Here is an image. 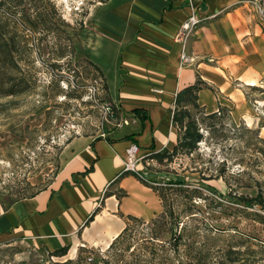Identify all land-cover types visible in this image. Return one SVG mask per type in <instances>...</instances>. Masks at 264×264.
<instances>
[{
    "label": "crops",
    "instance_id": "crops-1",
    "mask_svg": "<svg viewBox=\"0 0 264 264\" xmlns=\"http://www.w3.org/2000/svg\"><path fill=\"white\" fill-rule=\"evenodd\" d=\"M244 1L100 3L82 48L101 71L106 99L120 110L125 123L103 137L71 138L61 150L50 188L0 211V241L23 238L50 251L68 246L72 258L79 247L108 248L128 216L147 222L158 215L162 204L157 194L131 174L119 176L131 143L138 145L142 156L176 144L171 122L176 94L199 76L212 88L198 93V104L207 113L227 107L247 122L255 119L252 108L264 109V95L250 102L243 90H264V25ZM192 12L200 23L185 43L192 62L181 67L182 42L176 36ZM134 109L144 110L147 118L139 120ZM120 191L126 196L117 199ZM105 192L111 195L104 197ZM100 202V212L84 226Z\"/></svg>",
    "mask_w": 264,
    "mask_h": 264
},
{
    "label": "rangeland",
    "instance_id": "rangeland-1",
    "mask_svg": "<svg viewBox=\"0 0 264 264\" xmlns=\"http://www.w3.org/2000/svg\"><path fill=\"white\" fill-rule=\"evenodd\" d=\"M11 1V7L0 6V22L16 42L18 69L4 66L0 81L7 87L13 76L28 87L23 94L0 98V211L16 199L50 188L68 140L81 135L103 137L123 124L120 117H105L101 108L105 92L87 66L82 48L103 0ZM243 90L250 102L264 95L259 88ZM225 108L214 119L203 120L199 126L203 140L195 152L150 163L147 175L162 189L166 178L184 181V198L172 192L166 198L174 200L176 213L186 222L187 240L195 239L216 259L226 254L224 264H264V209L245 204L257 194L264 198V129H260L264 109L252 108L255 119L243 122ZM193 113L199 120L204 118ZM194 189L200 198L192 197ZM128 235L116 248L128 244L127 255L133 260L150 230L145 223H134ZM86 249L91 253L86 257L106 255L105 249ZM49 252L31 240L11 238L0 241V264L62 263L76 259L78 253L55 258ZM170 256L177 264V254Z\"/></svg>",
    "mask_w": 264,
    "mask_h": 264
},
{
    "label": "trees",
    "instance_id": "trees-1",
    "mask_svg": "<svg viewBox=\"0 0 264 264\" xmlns=\"http://www.w3.org/2000/svg\"><path fill=\"white\" fill-rule=\"evenodd\" d=\"M11 2V0H0V6L11 7ZM104 2H106V0L102 1V3ZM44 12H46V10H44ZM26 22L30 24V30L35 31V26L32 25L33 22L30 20ZM43 23L44 21H42V24ZM6 28L7 25L0 22V73L4 66H7L11 71L18 69V48L11 31H7ZM86 64L100 79L99 85H101L102 90L106 92L107 87L99 68L89 60ZM27 87L28 86L23 79L11 76L8 78L7 87H2L0 81V98L23 94L27 91ZM202 89L212 90L210 86L204 83L199 76H197L193 85L183 88L176 94L174 98V108L171 115L172 125L177 131L176 144L170 150L163 149L157 153H149L147 154L146 159L162 164L165 161L170 162L178 155H190L197 150L198 144L203 140V134L199 132V126L203 120H212L216 117V115H220L221 112L226 111L225 107L218 106L217 111L206 114L205 108L198 104V93ZM101 103H108L111 106L110 108L112 114L108 117L109 120L119 118L120 110L117 107L107 101V99ZM194 110L204 115V118L199 120L196 117V114L193 113ZM132 112L141 121L147 118L145 111L142 109H134ZM260 129H264V126H260ZM129 138L130 137L126 139ZM108 142L111 143L112 141L109 140ZM262 153H264V149H262ZM88 171L89 170H86V172ZM126 174L130 173H122L119 177L125 176ZM166 179L167 180L164 182L165 189H162L161 187L159 188L160 183H157L154 180L145 182L138 179L142 184L150 187L157 194L162 204V211L147 222L140 218L128 216L126 226L113 239L108 248L105 249L104 252L106 255L96 254L94 258L90 256L86 257L84 254L91 253L88 252L86 248L79 247L76 259H68L62 263L54 264H175L174 259L170 256V253L177 254V264H224L223 260L225 259L226 254L220 255L218 257L219 259H216V257L211 255L210 251H205L203 248L199 247L195 239L192 238L187 240L189 235L186 234V222L181 220L180 214L176 213L174 209V200L167 201L168 199L166 198V194L169 192L184 198L183 194L187 191L183 189L184 181L178 178ZM43 190L45 189L32 193L27 197L16 199L15 201L33 198ZM199 193L198 189H194L191 192L192 197L196 198H200ZM110 195V193L105 192L104 197ZM116 196L117 199H120L126 196V193L124 191H120V194H116ZM245 204H256L260 208L264 209V198L257 194L253 198L245 199ZM102 206L103 202H100L99 206L94 208L85 221L84 226H87L94 219L96 214L100 212ZM8 207H3V210H6ZM134 223H145L150 230V236L144 240L143 246L138 249L136 258L130 260V255H127L129 245L126 244L124 247H120L119 249L116 248V246L125 238V236V241L128 237H130L128 233ZM182 246V255H180L179 249ZM68 249V246H63L49 252V255L55 258H63L67 255ZM214 259L215 261H213Z\"/></svg>",
    "mask_w": 264,
    "mask_h": 264
},
{
    "label": "built area",
    "instance_id": "built-area-1",
    "mask_svg": "<svg viewBox=\"0 0 264 264\" xmlns=\"http://www.w3.org/2000/svg\"><path fill=\"white\" fill-rule=\"evenodd\" d=\"M252 7L253 14L260 25H264V0H246L244 1ZM200 23V19L192 12L182 24L180 31L178 32L176 38L182 42V49L179 55V64L181 67L191 64L192 59L186 54L185 43L190 38L195 27ZM95 91V88L92 87ZM156 93L161 91L155 90ZM110 104L102 103L101 108L104 110V115L106 118L111 116ZM125 123V121H123ZM146 155L139 154V147L135 143H131L125 150V157L123 160L122 173H130L136 178L142 181H149L146 167L153 163V160L146 159Z\"/></svg>",
    "mask_w": 264,
    "mask_h": 264
}]
</instances>
